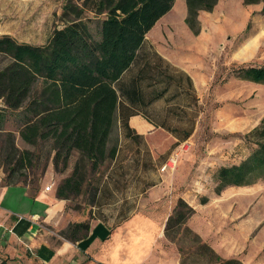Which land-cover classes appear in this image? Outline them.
Listing matches in <instances>:
<instances>
[{"label": "trees", "instance_id": "16d2710c", "mask_svg": "<svg viewBox=\"0 0 264 264\" xmlns=\"http://www.w3.org/2000/svg\"><path fill=\"white\" fill-rule=\"evenodd\" d=\"M243 1L245 5L264 4V0ZM175 2L64 0L63 27L53 31L46 45L18 44L11 37H0V58L8 61L0 69V169L7 186H39L50 163L56 174H63L76 156L72 173L57 186V198L69 202L81 197L86 187H93L98 203L103 186L96 176L107 162H118L119 151L111 142L116 120L124 124L125 137L132 141L141 139L129 127L132 117H142L156 129L167 130L166 123L150 111L161 101L178 107L179 97L193 91V83L146 37ZM185 2V24L198 35L200 13L213 11L219 0ZM235 73L244 82L264 87V66H242ZM9 115L17 120L23 143L51 145V160L47 157L42 164L41 156L17 148L13 134L5 130ZM193 129L177 137L186 141ZM240 140L241 159L235 160L233 154L234 163L215 172L216 196L229 188H248L264 181V118ZM193 215L195 210L179 199L165 232L173 226H187ZM89 231L90 224L84 222L70 225L62 236L76 242L85 239ZM203 247L220 264H242L237 259H222L206 243ZM0 264L8 262L0 256Z\"/></svg>", "mask_w": 264, "mask_h": 264}, {"label": "rangeland", "instance_id": "374dc122", "mask_svg": "<svg viewBox=\"0 0 264 264\" xmlns=\"http://www.w3.org/2000/svg\"><path fill=\"white\" fill-rule=\"evenodd\" d=\"M63 8L64 2L60 0H0V37H11L18 44L44 46L53 31L63 27L60 19ZM231 9L240 11L238 14L241 20L237 25L233 24ZM186 17L185 0H176L172 11L157 26V35L151 34L149 39L173 66L191 73L193 91L179 97L178 107L176 104L168 106L166 101H161L150 111L157 120L166 123L167 130L156 129L152 125L145 136L132 141L125 137L124 124L117 119L111 142L119 151L118 162H107L96 176L100 179V186H103L101 202L96 203L93 187H86L81 197L68 202V211L77 220L81 218L90 224L94 219L91 213L97 206L106 210L110 205L104 189L106 182H119V188L115 190L121 195L130 187L138 188L139 182L142 183L139 172L141 176L143 172L146 174L147 188L165 181L175 189L178 183L179 188L177 191L173 190V194L188 192L186 198L194 200L192 208L195 204L205 203L220 207L221 219L218 221L225 224V230L229 231L230 228L229 213L232 214L234 210L235 214H240L236 225L244 227L241 229L243 238L248 232L247 228H250L251 234L247 249L237 259L242 264H264V181L248 188H229L220 197H215L214 182L215 172L220 166L234 163L231 153L225 154L223 158L219 157L223 151L228 152L226 147L229 139L233 144L234 140L249 133L251 127L256 125L253 123L256 115L264 114V88L242 82L235 73L242 66H264V4L245 5L243 0H219L213 11L200 13L198 35L185 24ZM176 20L184 34L178 29ZM90 28L96 35V24L92 23ZM261 32L262 38L255 45L252 43L254 49L250 58L240 59V53L246 45L256 40ZM187 36L192 40L189 44L183 41ZM198 47H204V51L199 53ZM188 59L192 62H188ZM7 63V60L0 58V69ZM168 110L173 111L174 115L169 114ZM236 121L240 125L232 126ZM191 128H194L193 132L186 141L177 137ZM5 130L13 134L18 149L29 150L41 156L42 164H45L47 157L51 160V145L46 143L32 147L23 143L17 132V120L10 115L7 117ZM133 131L135 136H139ZM172 132L175 134H171ZM76 158L74 156L70 160L69 168L63 174H56L50 163L39 186L31 185L30 188L50 186L53 182L57 187L72 173ZM113 164L119 165L120 171H123V166L127 168L123 172H110ZM169 164L170 167L162 171ZM52 170L54 173H51ZM1 171L4 173L3 168ZM46 175H54L53 180H46ZM30 181L31 178L28 182ZM177 202L174 197L173 204L167 209L172 214ZM163 204L158 207L160 211H163ZM194 217L195 215L189 221L195 222ZM158 219L148 227L149 240L161 228ZM189 221L181 229L173 226L167 233L164 229L163 246L168 256L173 261L177 259L179 264H220L215 255L204 249L202 239L187 232V227L194 232ZM66 232L67 229L59 234Z\"/></svg>", "mask_w": 264, "mask_h": 264}, {"label": "crops", "instance_id": "0c3cea01", "mask_svg": "<svg viewBox=\"0 0 264 264\" xmlns=\"http://www.w3.org/2000/svg\"><path fill=\"white\" fill-rule=\"evenodd\" d=\"M239 12L237 9L230 10V15H234L232 19L234 25L239 24L241 20ZM160 21L146 37L154 47L156 44L151 42L149 35H157L156 28ZM178 29L184 34L179 22ZM258 37L246 45L240 53V59L250 58L253 46L262 38V32ZM183 41L187 44L192 42L188 36ZM198 48L199 53L204 51V47ZM156 51L159 53L157 49ZM187 61L192 62L190 59ZM183 71L192 79L190 72ZM263 118L264 114L256 115L253 121L256 125L251 127V130L258 126ZM239 123L236 121L232 126H238ZM129 127L139 136H145L153 126L142 117L136 116L130 118ZM230 141L231 139L226 147L228 152L223 151L219 157L223 158L225 154L231 153L236 154L235 160H240L241 140H234L233 144ZM119 168V165L113 164L110 172H123L127 167L123 166V171ZM51 173H54L53 170ZM53 176L46 175L45 179L53 180ZM139 176L142 183L139 182L138 188L130 187L121 195L116 191L119 182H106L104 189L107 191V202L110 205L106 210L103 207H96L91 213L94 219L90 223V231L86 238L73 242L59 233L68 229L70 225L84 223L85 220L82 221L81 218L77 220L76 216H72L68 211V202L57 198L56 183H51L52 189L49 192L46 191L48 186L38 189L22 185L7 186L4 183V173L0 169V256L7 260L8 264H179L177 259L173 261L171 256H168L163 246L164 224L172 215L167 209L171 203L173 204L174 197L175 200H184L191 207L194 200L189 201L186 198L188 192L173 194V190L177 191L179 188L178 183L175 189L169 187L165 181L147 188L146 174L142 172L141 176L139 172ZM215 197L220 196L215 194ZM111 198H114L113 202ZM161 204L163 211L158 208ZM193 209L196 210L194 217L196 221H189L190 227L217 256L225 260L237 259L247 249L251 231L247 228L248 232L243 238L244 233L241 229L244 227L236 225L240 214H235L234 210L232 214L229 213L228 231L225 230V224L218 221L221 219L220 207L205 203L195 204ZM157 218L161 228L158 234L149 240L148 227Z\"/></svg>", "mask_w": 264, "mask_h": 264}, {"label": "built area", "instance_id": "2783aa9c", "mask_svg": "<svg viewBox=\"0 0 264 264\" xmlns=\"http://www.w3.org/2000/svg\"><path fill=\"white\" fill-rule=\"evenodd\" d=\"M173 163L176 165V161H175V160H174ZM170 165H171V164L164 166V167L162 168V171H165V170L168 168V166L170 167ZM171 169H172V168H170V170H171ZM51 189H52V186H48V187L46 188V191L49 192Z\"/></svg>", "mask_w": 264, "mask_h": 264}]
</instances>
